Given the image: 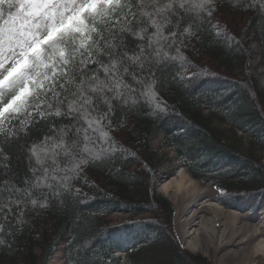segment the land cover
I'll return each instance as SVG.
<instances>
[{
	"label": "trees",
	"instance_id": "1",
	"mask_svg": "<svg viewBox=\"0 0 264 264\" xmlns=\"http://www.w3.org/2000/svg\"><path fill=\"white\" fill-rule=\"evenodd\" d=\"M14 1L10 0L11 6L0 4L5 20L15 13ZM97 4L106 9L112 0H94L90 14L95 13ZM261 4L264 0H212L207 5L213 9L211 15L203 12L197 18L191 14L193 20L187 23L181 19L186 16L183 10L171 14L173 23L167 27L173 32L178 31V23H183L184 27L191 25L197 34L177 36L173 38L175 43L171 39L164 42L169 56H176L179 49L183 62L162 60L152 67L163 84L157 97L166 111L156 109L132 82L133 99L127 103L113 101L110 119L104 121L111 126L110 143L98 137L95 140L105 149L112 145L102 161L81 168L69 181L70 191L60 189V197L53 194L55 182L49 180L53 189H33L31 197L18 208L14 205L6 215L0 213V239L4 240L0 264H49L60 246L66 264H204L200 257L182 248L173 227L174 208L157 192L160 148L170 150L192 179L212 186L216 201L222 205L242 203L251 212L256 211L257 203L264 207V161L256 152L264 153V89L261 73H257V69H264ZM110 18L111 14L94 17L96 31H92V37H98L104 28L103 35L111 39L105 28ZM129 27L131 31L123 33L118 43L132 55L146 44L132 32L147 28L150 36L155 29L139 11ZM165 35H170L167 28ZM79 38L77 34V41ZM72 43L70 40L69 45ZM252 45L258 48L257 65H252ZM155 47L146 51L154 53ZM99 59L107 62L108 56ZM89 67L98 68L99 64ZM99 74L102 79L103 72ZM140 75L148 78L146 73ZM76 126L70 117L37 118L26 133L20 134L17 144L5 146L11 154V169L0 170V184L11 178L17 186L25 187L26 179H35L25 145L30 148L56 129ZM159 136L160 148L154 150L152 143ZM57 163L61 169L71 166L64 156ZM46 166L51 175L57 165L48 161ZM31 167L38 169L37 175H43L34 160ZM31 199H37L35 207ZM42 201L49 207L40 208ZM114 213L128 215L130 220L113 225L107 217Z\"/></svg>",
	"mask_w": 264,
	"mask_h": 264
},
{
	"label": "snow or ice",
	"instance_id": "2",
	"mask_svg": "<svg viewBox=\"0 0 264 264\" xmlns=\"http://www.w3.org/2000/svg\"><path fill=\"white\" fill-rule=\"evenodd\" d=\"M17 2L20 4L17 16L5 20L0 14V170L11 169V154L5 146L17 144L20 134L26 133L37 118L46 121L53 117H70L78 126L56 129L54 134H46L40 143H33L30 148L25 145L35 179H26L25 187L17 186L11 178L0 184V213L5 215L14 205L18 208L26 202L33 189H53L54 184L49 180L55 182L53 194L60 197V189L70 191L69 181L81 168L102 161L108 155L112 145L105 149L103 144L96 145L95 140L98 137L103 143H110L111 126L104 121L110 119L113 101L127 103L133 99L132 82L142 89L141 95L156 109L166 111L157 97L163 84L158 82L152 67L162 60L183 62L179 49L176 56H169L164 42L171 39L175 43L173 38L177 36L197 34L191 30V25L184 27L183 23H178V31L173 32L167 27L173 23L169 17L181 9L186 14L181 19L187 23L193 20L191 14L198 18L203 12L211 15L213 11L207 7L212 0H112L106 9H100L97 4L95 13L91 14L89 9L94 0ZM4 3L11 6L10 0H0V4ZM261 7L264 8V4ZM137 11L155 31L150 36L147 28L132 32L140 40H146V44L140 45L139 52L129 55L118 41L123 33L131 31L129 25L137 20ZM109 14L111 18L106 20L105 28L110 31L111 39L103 35L104 28L99 30L98 37H92V31H96L92 23L94 17L104 18ZM166 28L170 35H165ZM153 45L156 46L154 53L146 51ZM104 54L108 56L107 62L99 59ZM96 64L98 68L89 67ZM140 73H146L148 78ZM61 156L70 159V167L58 166ZM76 156L80 158L77 160ZM33 160L41 166L43 175H37L38 169L31 167ZM48 161L57 165L51 175L46 166ZM217 191L222 189L217 187ZM30 202L33 207L38 203L37 199ZM39 207L47 208L49 204L42 201ZM3 243L0 239V245Z\"/></svg>",
	"mask_w": 264,
	"mask_h": 264
},
{
	"label": "rangeland",
	"instance_id": "3",
	"mask_svg": "<svg viewBox=\"0 0 264 264\" xmlns=\"http://www.w3.org/2000/svg\"><path fill=\"white\" fill-rule=\"evenodd\" d=\"M14 5L16 9L12 17L20 13L17 0ZM251 48L254 52L252 65H257L258 48L256 45ZM257 73H261L260 82L264 89L263 67L257 69ZM160 141V136L153 141L154 150L160 148ZM242 145L245 148L247 143L243 140ZM256 152L264 161V153ZM159 156L157 192L174 208L173 227L182 248L188 254L200 257L204 264H264V207L257 203L254 212L242 203L226 207L216 201V190L192 179L170 150L160 148ZM181 176L185 177V186L179 190L176 184ZM107 218L113 225L130 220L128 215L121 213ZM203 223L212 227L214 232L204 234ZM49 264H66L63 246L58 248Z\"/></svg>",
	"mask_w": 264,
	"mask_h": 264
},
{
	"label": "bare ground",
	"instance_id": "4",
	"mask_svg": "<svg viewBox=\"0 0 264 264\" xmlns=\"http://www.w3.org/2000/svg\"><path fill=\"white\" fill-rule=\"evenodd\" d=\"M184 182H185V177H183V176H181V179H180V181H178L177 182V184H176V186H177V188L179 189V190H181L185 185H184ZM216 207H218V206H216ZM203 227H204V234H206L207 233V231L209 232H214V230H213V228L212 227H210V228H208V227H206V225L204 226V223H203ZM252 258V257H251ZM248 261V260H247ZM246 262V261H245ZM258 263H260V262H258ZM244 264V263H243ZM261 264H263V263H261Z\"/></svg>",
	"mask_w": 264,
	"mask_h": 264
}]
</instances>
